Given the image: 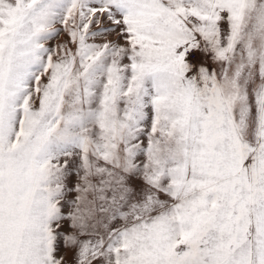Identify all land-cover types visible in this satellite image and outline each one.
<instances>
[{"label":"snow or ice","instance_id":"6c2138e0","mask_svg":"<svg viewBox=\"0 0 264 264\" xmlns=\"http://www.w3.org/2000/svg\"><path fill=\"white\" fill-rule=\"evenodd\" d=\"M0 264H264V0H0Z\"/></svg>","mask_w":264,"mask_h":264}]
</instances>
